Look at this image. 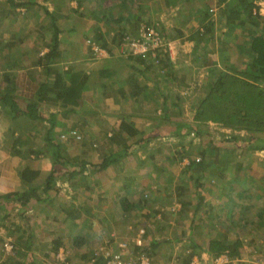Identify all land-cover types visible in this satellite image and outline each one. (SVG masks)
<instances>
[{"label":"crops","instance_id":"1","mask_svg":"<svg viewBox=\"0 0 264 264\" xmlns=\"http://www.w3.org/2000/svg\"><path fill=\"white\" fill-rule=\"evenodd\" d=\"M98 1L0 0V264H97L110 235L152 264H264V202L243 201L263 197V159L261 170L245 160L264 151L231 130L216 144L195 138L199 105L191 120L183 110L187 91L201 102L226 69L232 0L213 16L214 0H109L106 20ZM174 9V22L157 20ZM150 20L181 59L123 48L118 36Z\"/></svg>","mask_w":264,"mask_h":264},{"label":"trees","instance_id":"2","mask_svg":"<svg viewBox=\"0 0 264 264\" xmlns=\"http://www.w3.org/2000/svg\"><path fill=\"white\" fill-rule=\"evenodd\" d=\"M186 3L195 2L196 0H182ZM258 0H232L225 10V24L232 25L242 29L241 36H248L250 43L246 45L245 56L250 58L249 62L243 66L241 71L225 70L220 72L216 78L208 85L206 94L197 108L195 121L203 123L211 122L223 128H230L231 131H247L252 133H261L264 131V17L254 13L256 2ZM103 0L98 1L96 6L102 12L104 20L112 18L106 11H112L111 8H102ZM207 13V12H206ZM209 15H215L208 11ZM203 19L200 21L202 22ZM144 23H142L143 25ZM146 24V23H145ZM205 25L204 30L209 32L212 27ZM209 26V27H208ZM141 27V25H140ZM261 27V29H260ZM233 31V30H231ZM162 32V31H161ZM126 34H120L121 37ZM224 52V51H222ZM166 53V54H164ZM164 55H168L167 51ZM159 62V55H158ZM59 77L57 78V80ZM77 81V78H75ZM72 86L79 85L77 82L71 83ZM71 88V87H70ZM58 101H61L62 94L56 93ZM238 138L230 134V137ZM240 140L248 143L247 148L251 150L264 151V139L254 137H245ZM254 143V144H253ZM184 158V157H183ZM182 158V159H183ZM201 162V161H200ZM196 162L191 161L190 164ZM199 163V162H198ZM105 166V165H102ZM200 169L201 164L197 165ZM28 172V171H27ZM24 171V175L27 173ZM23 175V176H24ZM52 178L50 177L44 191L50 189ZM35 195V189L25 192L20 203L29 202ZM24 203V204H26ZM240 246L236 243L230 253H226L231 257L238 255L237 249ZM216 249V248H215ZM215 249H212L214 251ZM211 251V250H210ZM221 254V253H214ZM102 258L97 259V264H102Z\"/></svg>","mask_w":264,"mask_h":264},{"label":"rangeland","instance_id":"3","mask_svg":"<svg viewBox=\"0 0 264 264\" xmlns=\"http://www.w3.org/2000/svg\"><path fill=\"white\" fill-rule=\"evenodd\" d=\"M117 1L121 3L123 0H117ZM214 2L215 3H214V6L212 7V9L217 8L216 1L214 0ZM110 3L111 2L109 0H103V3H102V6L101 7L102 8L107 7L108 4L110 5ZM123 3H128V5H131L130 4L131 2L130 1L127 2V0H124ZM96 4L97 3H95L94 7H97ZM222 6H223V4L220 6V8ZM175 9L173 11L169 12V13H161L158 16L157 20L158 21H162L165 24H168V23L170 24V23H172V21L174 22L176 20V18L174 17V14H173L175 12ZM216 14H217V9L215 10V15ZM158 21H156V20L151 21L150 20V21H146V22H143V23L144 24L146 23V24H148L150 26L154 25L156 27V29L162 35H164L167 39H169L165 35L164 32H161L160 28L158 27V24L160 25V22H158ZM227 30H229L230 32H231V30H233V31H232L231 35L229 33V34H227L224 37V39H226V41H227V43L229 45V49L226 51L225 54H223L222 57L220 56V58H221L220 60L223 62L222 63V69L226 68L225 70H228V69L230 71L236 70L238 72V71H241L243 69V66L246 63H248L249 60H250V58H248V57L245 56V53H246L245 47H246V45H248V43H250V38L248 36H243V37L241 36V37H239L238 31H240V28L237 27V26L235 28H233V26L230 25V26L227 27ZM235 35H237V37H235ZM170 44H171V50H170L171 52H169V50H168V53L171 54V56L173 57V59L174 58L176 59V56L179 53L178 55H179V57L181 59L182 58V55H181L182 53L178 52V49L177 48L175 49V45H178V43L172 42L170 40ZM225 70H223V71H225ZM196 75H198V74H196ZM200 76H199V79L202 80L203 77H200ZM187 92H188V94L190 96H184V97H182V98H184L186 100V105H187L185 108H183V110L185 111L184 112V114H185L184 117H186V119H188V120H191V118L193 117V114H194L195 107L201 103L199 101V99H200L199 97H201V96L198 97V95H196L197 94L196 91H195V94H192L191 91H187ZM182 93H184V92H182ZM184 94H182V95H184ZM196 112H197V110H196ZM187 113H189V114L187 115ZM195 125H196L195 126V128H196L195 129L196 130V135L199 134L197 137L195 135V138H200V140L202 139L203 141H207V136H208V134H210L211 138H213L211 140V142L214 143V144H216V143L221 142V141L224 140L223 133H224L225 130H227V131L231 130L230 128H223V127H221V126H219L217 124L210 125L209 127L208 126L199 127V126H197V122H196ZM221 129H224V130H221ZM236 132H241L242 133V135L240 134L241 135L240 136L241 139L242 138L245 139V137H248V136L254 137V139L255 138H258V137L264 139V131L261 132V133H258V134L252 133V132H247L245 130H243V131H236ZM206 133H208V134H206ZM202 134H203V136H202ZM191 135H193V134H191ZM244 142H245L244 144H246L245 146H248V143H246V141H244ZM241 146H242V143H239L238 147H241ZM251 154L252 155H250L249 157H247L248 159L245 160V168L248 167V165H250L248 169H251V166H257L261 170L262 168L259 165V162H261V161H258L257 159H259V158L260 159H263V161L261 162V165H262V167H264V155L259 156V155H256L255 152H251ZM188 158H190V157H188ZM180 166L186 167V166H184L182 164V161H181ZM262 174H263V177H264V172ZM210 183L213 185L215 183V181L214 180H211ZM243 183L247 184L245 178H244V182ZM247 187H249V186H247ZM259 191H261L260 187H259ZM262 195H263V197L258 198V199L257 198H251V199H244L243 201H246V202L247 201H252V202L259 203V204H263V202H264V193ZM254 245H256V243H254ZM248 249H249V247H247L245 249V252L246 251L249 252ZM10 253H12V252H10Z\"/></svg>","mask_w":264,"mask_h":264},{"label":"built area","instance_id":"4","mask_svg":"<svg viewBox=\"0 0 264 264\" xmlns=\"http://www.w3.org/2000/svg\"><path fill=\"white\" fill-rule=\"evenodd\" d=\"M217 8L210 9L209 12L215 14V10L220 8L223 4V0H215ZM255 14H264V0H261L256 5L254 10ZM121 45L126 49L128 54L131 55H150L154 60H158V55L164 52H170L171 44L170 40L162 35L154 25L150 26L148 24H143L139 28L138 34L135 37H130L125 35L121 37ZM88 44L93 45L95 51H99V48L88 42ZM70 135L77 140L81 139V136L77 131H71ZM184 166H189L191 161L196 163L200 162V157H195L190 159L184 157L182 160ZM4 252L10 253L13 251V244L11 239H7L2 243ZM129 244L127 241L119 240L115 235H110L109 239L104 242L101 247L95 249L94 260L102 258V264H152L148 256L143 253H138L136 255H128ZM168 264H180L177 261H171Z\"/></svg>","mask_w":264,"mask_h":264}]
</instances>
